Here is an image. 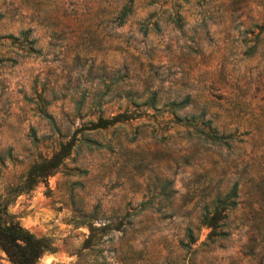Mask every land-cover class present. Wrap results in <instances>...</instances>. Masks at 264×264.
I'll return each mask as SVG.
<instances>
[{
    "label": "rangeland",
    "instance_id": "rangeland-1",
    "mask_svg": "<svg viewBox=\"0 0 264 264\" xmlns=\"http://www.w3.org/2000/svg\"><path fill=\"white\" fill-rule=\"evenodd\" d=\"M148 81L171 96L190 92L178 114L204 111L241 139L202 144L184 133L192 129L184 119L164 123L166 112L154 128L151 108L117 98L120 88ZM96 95L104 116L126 106L133 118L97 133L99 146H73L30 188L9 192L85 123ZM236 178L238 202L223 224L210 235L198 225L182 245L201 205ZM5 193L18 222L52 245L35 264H264V0H0ZM0 264H14L1 249Z\"/></svg>",
    "mask_w": 264,
    "mask_h": 264
},
{
    "label": "trees",
    "instance_id": "trees-1",
    "mask_svg": "<svg viewBox=\"0 0 264 264\" xmlns=\"http://www.w3.org/2000/svg\"><path fill=\"white\" fill-rule=\"evenodd\" d=\"M120 14L124 15L125 10L122 9ZM29 32L30 27H26L20 29L19 34L23 38H28ZM33 41L34 38L28 40L26 44L27 52L34 50ZM120 97L124 98L122 101L125 105L131 103L137 107L151 108V123L154 128H157L159 125L156 114L161 116L162 112H166L170 114V117H160L164 123L184 119L183 124L185 126H192V129H186L184 133L188 136H193L202 144L208 143L210 145L228 147L233 141L241 139L237 137L234 131L219 130L210 117L204 118L202 116L204 111L196 117L193 114L189 116L187 113L178 114L177 111L188 105L191 101V93L188 91H184L181 95L175 93L171 96L170 93L163 90L160 84L154 85L153 81H148L141 90L131 87L120 88L117 92V98L120 100ZM80 101L76 102V112H78ZM102 103L104 102L100 99V95H96L90 102L92 107H88L89 110L85 112V123H82L79 128L74 129L67 139H60L56 148L48 156L40 157L38 160L32 162L20 181L10 187L9 192H20L30 188L38 178L49 174L68 157L73 146L80 144L86 147L99 146L100 141L95 137L97 133H102L107 129H114L118 125L123 124V122H127L133 118L131 111H127L126 106L121 111L110 116H104L102 114ZM41 114L48 119L51 127H56L53 118L47 111L41 109ZM84 114H80L79 117H82ZM204 126H207V129H204ZM82 129H86L89 132L88 134H92L85 135L81 133L76 135V132ZM28 135L32 142L37 138L33 127H30ZM166 183H169V181ZM239 190V182L238 178H236L230 182L226 189L217 190L208 201H205L200 207L198 224L196 226L187 225L185 227V241H182V245L188 247L196 239L197 228L200 224L210 227L208 235L215 232V228L223 224L221 220L227 216L228 211L238 202ZM8 202V195L6 193L4 195L0 194V249L11 263L35 264L41 253L51 250L52 245L48 237L44 235L36 236L32 231L21 225L15 218V215L8 210Z\"/></svg>",
    "mask_w": 264,
    "mask_h": 264
}]
</instances>
